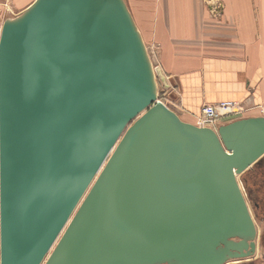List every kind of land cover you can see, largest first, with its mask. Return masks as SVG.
<instances>
[{
	"label": "water",
	"instance_id": "95a60500",
	"mask_svg": "<svg viewBox=\"0 0 264 264\" xmlns=\"http://www.w3.org/2000/svg\"><path fill=\"white\" fill-rule=\"evenodd\" d=\"M153 65L125 0H34L3 21L0 264L253 256L237 177L264 156V117L184 122Z\"/></svg>",
	"mask_w": 264,
	"mask_h": 264
},
{
	"label": "crops",
	"instance_id": "0c3cea01",
	"mask_svg": "<svg viewBox=\"0 0 264 264\" xmlns=\"http://www.w3.org/2000/svg\"><path fill=\"white\" fill-rule=\"evenodd\" d=\"M156 4L158 15L140 27L126 2L149 54L153 51L159 90L177 110L166 107L190 124L204 105L231 101L245 102L249 112L264 109V0Z\"/></svg>",
	"mask_w": 264,
	"mask_h": 264
},
{
	"label": "rangeland",
	"instance_id": "374dc122",
	"mask_svg": "<svg viewBox=\"0 0 264 264\" xmlns=\"http://www.w3.org/2000/svg\"><path fill=\"white\" fill-rule=\"evenodd\" d=\"M33 1L34 0H0V25H2L4 20L16 17L21 11H23ZM143 1L144 0H126L128 6L130 8V11H131L133 17L135 18V21L138 23V25L140 27H144L145 25H147V21L150 22V18L157 16L158 15L157 11L159 10L158 6L156 4L158 0H155V1L153 0L154 3L152 4L151 7L149 5H147V2H143ZM134 18H133V20H134ZM149 52H150V49H149ZM152 52L153 51H151V54H149L151 61L153 60ZM154 65H153V67L157 69V81H158V84H160L161 80H160V73H158L159 72L158 65H155V66ZM165 93H166V91L162 92L159 90V101L167 104L166 101L168 102L169 100L168 99L165 100L163 98L164 97L163 95H165ZM169 104H170V102H169ZM169 104H167V105L171 109L175 110V112H176L177 109L174 107V104H170V105ZM250 112L246 111L245 113L243 112V114H241V115H234L228 119H223V120L219 121L218 124H223L224 122L227 123V122H231V121L236 120V119L247 118V117H251V116L252 117H259V115L264 114V109H262V108L258 109L257 108L254 112H251V113ZM193 124H195V123H193ZM237 178L239 181V185L242 189L243 195L245 197V200L247 201V205H248L250 212L254 218L253 220L255 223L256 231H257V238H256L257 250H256V253L253 257H250V258L245 259V260L230 261L227 264H264V220L262 219L261 216L256 215V213L253 209L252 199L249 197L247 192H246L247 195H245L244 190H243V189H245V187L243 185H241V183H240L241 177H237ZM245 191H246V189H245ZM250 194H253V192ZM246 196H248V199ZM252 197H254V195H252Z\"/></svg>",
	"mask_w": 264,
	"mask_h": 264
},
{
	"label": "flooded vegetation",
	"instance_id": "af4514ba",
	"mask_svg": "<svg viewBox=\"0 0 264 264\" xmlns=\"http://www.w3.org/2000/svg\"><path fill=\"white\" fill-rule=\"evenodd\" d=\"M240 177V183L246 189V191L245 189H243L244 193L245 195H247V192L249 197L252 199V205L256 215L261 216L264 220V156L257 163L251 166L247 171H245ZM252 192L253 194H250ZM252 195H254V197H252ZM246 197L248 199V196ZM256 250L257 245L255 240V253ZM255 253L253 254V256L255 255Z\"/></svg>",
	"mask_w": 264,
	"mask_h": 264
},
{
	"label": "built area",
	"instance_id": "2783aa9c",
	"mask_svg": "<svg viewBox=\"0 0 264 264\" xmlns=\"http://www.w3.org/2000/svg\"><path fill=\"white\" fill-rule=\"evenodd\" d=\"M249 110L250 108L245 102L225 101L214 105H204L201 107L200 115L195 120L194 125L200 128L216 129L220 125L218 124L219 121L234 115H241Z\"/></svg>",
	"mask_w": 264,
	"mask_h": 264
},
{
	"label": "bare ground",
	"instance_id": "6f19581e",
	"mask_svg": "<svg viewBox=\"0 0 264 264\" xmlns=\"http://www.w3.org/2000/svg\"><path fill=\"white\" fill-rule=\"evenodd\" d=\"M205 1H212V0H205ZM215 7H216V6H215ZM1 26H2V25H0V30H1ZM174 113H175V112H174ZM175 114H176V113H175ZM58 239H59V238H58ZM58 239H57V241H58ZM57 241L55 242V244H54L53 247L51 248L50 252L52 251V249H53L54 246L56 245ZM50 252H49V253H50Z\"/></svg>",
	"mask_w": 264,
	"mask_h": 264
}]
</instances>
